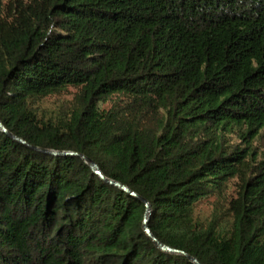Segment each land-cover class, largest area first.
<instances>
[{
  "label": "trees",
  "instance_id": "16d2710c",
  "mask_svg": "<svg viewBox=\"0 0 264 264\" xmlns=\"http://www.w3.org/2000/svg\"><path fill=\"white\" fill-rule=\"evenodd\" d=\"M0 120V264H264V0H0Z\"/></svg>",
  "mask_w": 264,
  "mask_h": 264
},
{
  "label": "water",
  "instance_id": "95a60500",
  "mask_svg": "<svg viewBox=\"0 0 264 264\" xmlns=\"http://www.w3.org/2000/svg\"><path fill=\"white\" fill-rule=\"evenodd\" d=\"M0 129L8 134V131L7 129L5 128V126L3 125V123L1 122L0 120ZM12 138L16 139L17 141L25 144V142L17 137H14L12 135H10ZM41 151V150H40ZM43 153L45 154H48V155H53V156H78L77 154L73 153V152H55V151H42ZM80 157L90 166V168L92 169V171L97 174L104 182H106L107 184H110L112 186H115L123 191H125L126 193L130 194L131 196H134V197H137V195L133 192H131L127 187L121 185L120 183H117L113 180H110V179H107L105 178V176L103 175V173L101 172V170L99 169V167L93 162L91 161L90 159H87L86 157H84L83 155H80ZM141 202L145 203L146 206H147V213H146V219H145V225H144V229H145V232L146 234L148 235V237L156 244V246L163 252H166V253H170V254H183L182 252H179L177 250H173L163 244H161L160 242L157 241V239L153 236L152 232L150 231L149 227H148V222H149V216H150V213H151V208L149 207L148 203L141 199V198H138ZM192 261L195 263V264H200L197 260L195 259H192Z\"/></svg>",
  "mask_w": 264,
  "mask_h": 264
},
{
  "label": "rangeland",
  "instance_id": "374dc122",
  "mask_svg": "<svg viewBox=\"0 0 264 264\" xmlns=\"http://www.w3.org/2000/svg\"><path fill=\"white\" fill-rule=\"evenodd\" d=\"M3 1H7V0H3ZM68 97V96H66ZM56 98H51L48 102H47V105L48 106H52L53 103L56 102L55 100ZM254 147H257L259 149H261L262 147V143L260 142V140H256L254 143ZM212 201V200H211ZM212 209V202H207V203H204L200 206V209L199 211L201 212V214H208L210 212V210Z\"/></svg>",
  "mask_w": 264,
  "mask_h": 264
}]
</instances>
